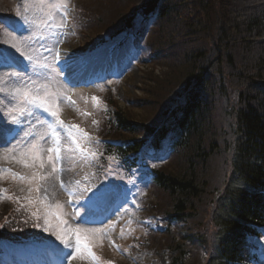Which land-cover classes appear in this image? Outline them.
Returning <instances> with one entry per match:
<instances>
[{
	"label": "trees",
	"instance_id": "obj_1",
	"mask_svg": "<svg viewBox=\"0 0 264 264\" xmlns=\"http://www.w3.org/2000/svg\"><path fill=\"white\" fill-rule=\"evenodd\" d=\"M88 7L78 8L87 20L88 37L94 27V40L102 43L131 29L146 31L148 75L158 67L166 77L156 97L125 100L132 108L154 106L158 113L152 122L130 120L109 93L104 100L109 116L96 128L119 141L127 158L135 159L145 144L157 150L170 142L175 150L167 163L152 168L154 181L148 197H142L165 231L145 230L139 241L156 264H187L191 252L186 247L195 244L203 250L201 264H249L246 236H257L256 229L264 225V0H140L115 20L99 24ZM158 79L154 74L151 83ZM113 149L106 146L104 152ZM220 153L228 156L226 177L210 188L209 161ZM164 194L169 201L163 206ZM205 196L211 204V248L203 235L181 236L172 227L199 216ZM12 212L10 205H0V224L5 225L0 237L16 242L15 235L25 237L30 222L17 226V219L28 221V216Z\"/></svg>",
	"mask_w": 264,
	"mask_h": 264
},
{
	"label": "rangeland",
	"instance_id": "obj_2",
	"mask_svg": "<svg viewBox=\"0 0 264 264\" xmlns=\"http://www.w3.org/2000/svg\"><path fill=\"white\" fill-rule=\"evenodd\" d=\"M73 1V2H72ZM140 0H78V4L81 7L86 8V4L89 6L88 9H90L93 14L94 11H96V22L102 23L106 21H110L112 19L118 18L120 15L124 14L128 11L130 6L132 4L138 3ZM37 2V0H0V14L5 16L4 14H10L9 24L13 26L17 30V32L23 31L19 35H17L15 32H11L7 28H3L0 26V43L3 45L5 49H7L12 55H14L16 58L20 59L21 63H25L27 65L28 61L24 60L20 53L16 52L14 48H11L12 44H16L17 47L21 49V51L25 55H33L35 57L34 63L30 65L31 70L30 72L25 75L24 73H21V76L23 79H19L17 77H12L9 74L12 72L17 71H11V70H2L0 69V88L4 89V92H0V100L4 101V104H0V114H2L5 111V105L8 103V100L11 99L10 95L6 96V93L10 94L15 88L21 87L23 83L28 82V77H31L33 81H35V84L33 87H36L38 85L47 84L50 91L57 92L61 95V99L59 102V107L61 110V117L64 119H70L74 122H76L78 125L86 127L88 123L91 120L92 115L97 111L98 105L95 103L96 101H92V97H99L101 96L103 92H101L105 87L97 86L95 84L94 86H90L88 89H68L62 85L59 79V74L57 71L53 72L51 69L53 66V54L56 44V37L52 36L51 33L47 30H41L37 29L34 24H28L25 23L24 17L27 16V19L29 21H37L42 18V14L39 12V10L36 7H33V4ZM75 3L74 0H69V7L70 4L73 5ZM28 6L29 11L25 13L24 8L25 6ZM121 6V7H120ZM120 7V8H119ZM19 12V15L17 14ZM70 12L69 16L70 17ZM7 17V16H5ZM11 17V18H10ZM80 17V16H79ZM13 21V22H12ZM100 21V22H99ZM57 22H59V18H57ZM89 31V30H88ZM93 33V34H92ZM88 34V33H87ZM142 34V33H141ZM146 34V33H145ZM89 37L84 33L82 36H86V38L95 39V27L90 29L89 31ZM41 37H44V39H41ZM71 36L68 37V42L63 45V55L67 54V56L73 57L71 61L68 62L69 70L70 72H73V75L75 76V79L77 81L82 80V83L85 80H88L90 77H94L95 75H89L86 74V71H95L101 67V64L96 61L93 64H90L89 55H84L81 57L77 56V52H84V50H89V45L91 44V41L89 39L83 40L80 39L79 42L82 44L72 43L70 41ZM41 40H44V43H41ZM45 48L53 49L52 52L45 51ZM98 55L100 52H103L102 50H96L95 51ZM74 53V55H72ZM42 54V55H41ZM46 58V59H45ZM17 59V60H19ZM66 59V57L64 58ZM76 60L88 62L85 64H80ZM47 64L48 67L44 68L41 67L43 64ZM80 65L79 68H76ZM74 67V69H73ZM149 65H142L137 64L128 66V71L124 75L125 77H120L117 81L118 84L115 89L112 90V93L116 96L118 100V105L126 111L128 118L132 121H142L143 123H150L153 121L155 117V113H158L155 111L154 106L145 105L140 108H132L131 106L127 105L125 100L133 99H143V98H150L151 96L156 97L155 93H158L161 89V86L164 84L165 76L161 75L162 68H155L153 69V74L148 75V72L150 71ZM88 69V70H87ZM152 70V69H151ZM154 74L159 75L160 79L157 80L156 84L151 83ZM82 77V78H81ZM93 80V79H89ZM163 89V88H162ZM149 92H148V91ZM82 91V92H80ZM73 97L75 100L74 103L68 102V98ZM123 99V100H122ZM128 107V108H126ZM217 115V114H216ZM68 119V120H69ZM214 121H216V116H214ZM156 123H160L159 118L155 119ZM27 123V122H25ZM217 127H221L224 132L225 130V124L221 122V120H217ZM13 125H6L4 124L3 120H0V141L4 140V135L9 128H13ZM229 128V127H228ZM38 133H45V129L43 125H37V128L34 130ZM230 132V128H229ZM20 135H23L21 133ZM15 143V141H13ZM44 144L45 147H49L50 143L47 141V138L45 141L41 142ZM220 144V140L217 142ZM63 144L66 146L67 144H70V141L67 140V138H64ZM0 151H2V148H0ZM66 160H65V173L63 175V180L66 181L67 186L71 188H75L77 190V193L79 194V197H82L86 191H83L84 187H88V183H84L85 180L88 178L89 174V167L90 165L86 164L82 159L79 153H67L65 152ZM71 155L73 159H68L67 157ZM183 160L184 157H181ZM228 161V156H225L223 153L216 154L211 157L208 165V169L206 172L209 186L210 188L215 186V184H218L222 181L223 176L226 177L224 171L226 168V163ZM181 163V161H179ZM0 165H5L8 168H11L13 171L18 173H26L28 170L25 169L22 165L16 163L15 161L11 160H5L0 159ZM4 177H7L5 183L7 185V188H10L9 191L13 193V195L5 196V198H8L9 196L12 197H21V201L17 202L15 199H11V203H13L16 207L17 205H21L22 203H25L23 201V196L27 195V186L24 184H21L19 181H14L11 179V177L7 174L4 175ZM113 177L111 183H115ZM76 180H80L82 183L80 186H77L75 184ZM220 185V184H219ZM218 185V186H219ZM25 188L24 192H21V188ZM208 191V190H207ZM161 193V192H160ZM159 193V197H160ZM157 193H155L156 195ZM154 195V196H155ZM49 196L51 199L52 204H56L59 202L63 205L61 209H58L57 211H60L63 214V218L68 220L69 224H71L73 227H76L79 225L81 228H91L83 226L79 221L78 217L81 214V212H77L69 208L66 204V197L61 193V191L58 188V185L56 183L55 188L50 189ZM210 196H205L203 201L200 203V206L198 207L199 216H196L192 221H190L187 224L179 225V230H175L177 233H179L181 236L183 235H189V236H195V235H203L204 239L207 240L209 243L210 248L212 247L213 239L211 238V235L207 233L208 227H210V221H209V212L211 208L207 206V203L209 201ZM4 198V199H5ZM162 198V197H161ZM163 201H160V204L167 205L168 204V196L163 195ZM17 204V205H16ZM110 204V202H109ZM207 206V207H206ZM35 210V209H32ZM145 220L150 219L149 215H146L144 213H135L130 210L125 214L124 212L121 213L119 216L120 220H124L125 222H128L129 220L132 221L131 224L127 223L126 225H123V229H120V232L123 230V235H120L118 239H115L116 235L111 234V232L108 234V242H107V236L103 239L102 244L97 241L96 245L94 247L95 252L100 255L101 257H104V259L112 258L111 261L114 259L119 260H127V259H133L134 264H150L147 259V254H143L142 252H138L137 254L134 252H131V254H127L123 249H126L127 251L130 250L128 243H129V235L134 230L133 226L134 223H138L139 220ZM53 223H55V218H52ZM143 222V221H142ZM40 223H43L41 220ZM2 224V223H1ZM122 224V222L119 223V225ZM150 226H154L152 223L148 224ZM110 227V225L100 226L99 228H104L106 231ZM156 227V226H154ZM115 232L118 234L119 230L115 229ZM44 237H47L48 233H43ZM264 235V232H263ZM178 240L179 237L175 236ZM113 241L115 245L119 246L118 252L115 248L112 242ZM181 241V240H179ZM110 242V243H109ZM264 242V239H263ZM57 250L62 248V245H59V242L56 243ZM186 250L191 252V255L189 256V260L187 261V264H201L204 261V257L202 256L203 250L201 251V248L195 244L193 247L187 246ZM207 254L210 253L208 249L205 250ZM134 257H132V256ZM149 260V259H148ZM4 264V263H2ZM73 264H88V262L81 261V260H75L73 261Z\"/></svg>",
	"mask_w": 264,
	"mask_h": 264
},
{
	"label": "snow or ice",
	"instance_id": "obj_3",
	"mask_svg": "<svg viewBox=\"0 0 264 264\" xmlns=\"http://www.w3.org/2000/svg\"><path fill=\"white\" fill-rule=\"evenodd\" d=\"M33 7L39 10L42 18L39 22L35 20L29 21L25 15L22 17L25 23L34 24L37 29L49 31L52 36L56 37V44L61 43L64 34L63 30L68 23L69 0H37ZM24 11L25 13L29 11L27 5ZM17 14L19 15V12ZM57 18H59V22H57ZM2 23L0 21V24ZM4 27L9 28V25H4ZM9 30L17 32L15 28H10ZM41 39H44V37H41ZM0 47H3V45H0ZM11 48L20 53V56L28 61L30 65L34 63L35 57L33 55H25L16 44H12ZM45 51L52 52L53 49L45 48ZM65 56L64 63L68 64L73 57L67 56V54ZM60 57L61 52L59 48H56L54 61H59ZM5 61H7V57H5ZM9 66L10 64L7 62L4 64L5 68ZM41 67L47 68L48 65L45 63ZM51 70L55 72L56 68L53 67ZM9 75L23 79L19 72H12ZM25 75L27 74L25 73ZM34 84L35 81L28 77V82L23 83L21 87L15 88L10 94L6 93V96L10 95L11 99L5 105V111L0 114V120H3L4 124L16 126V129H18V131L11 128L7 129L9 133L14 132L15 134L11 135L10 138L5 137L0 142V146H2L0 159L15 161L28 171L21 174L11 168L0 167V179H3L5 173H7L12 180L19 181L27 186V195L23 196L25 203H22L21 207L25 208L29 212L30 217L33 218L34 227L50 233L59 242V245L63 246L59 249L61 264H72L73 261L78 259L81 261L86 260L88 264H102L100 257L97 256L93 249L97 241L102 244L105 236L115 230L117 221L113 219V216L121 214L123 205H121V208H117L114 214L106 218L110 225L107 231L99 227L81 228L79 225L73 227L68 220L63 218V214L57 211L63 205L59 202L52 204L49 191L55 188L56 183H59L61 189L68 190L67 185L61 179V175L65 170L63 167L65 155L63 153H79L86 164H90L91 160L89 158L95 157L97 154L82 146L86 141L91 142V137L84 129L80 128L79 125L65 124L64 120L61 119L59 107L61 95L50 91L47 84L33 87ZM0 92H4V89L0 88ZM68 99L70 100V97ZM92 99L96 101L99 98L93 96ZM0 104H4V101L0 100ZM40 113L47 114L48 119H40ZM38 124L41 126L47 124L49 131L45 133L34 131ZM21 132L23 135H20ZM62 133L70 141V144L66 146L62 144ZM46 137L51 140V146L49 147H45L41 143L46 140ZM12 141H15V143ZM67 158L73 159L71 155ZM109 175H111V172H109ZM81 183L80 180L75 181L77 186H80ZM84 183H88L87 179ZM129 183L134 182L129 181ZM20 191L24 192L25 188L22 187ZM83 191L91 192V196L88 199L94 202H105L111 195L109 187L106 185H91L90 187H84ZM6 193V189L0 188V200L4 198ZM75 194L69 191L70 197ZM8 199H15L17 202L21 201V197L9 196ZM127 202L125 197L124 203ZM73 203L74 201L71 199L66 202L68 206ZM132 203L135 204V201ZM123 212L126 214L128 209H123ZM52 218H55V223H53ZM41 220L43 223H40ZM27 222L25 220V223ZM84 222L91 223V221ZM128 223L131 224L132 221L129 220ZM146 223L150 224L151 222L147 221ZM4 226V224H0V228ZM121 235H123V230ZM110 242L119 250L118 245H115L113 241ZM108 264H113V262L109 261Z\"/></svg>",
	"mask_w": 264,
	"mask_h": 264
}]
</instances>
